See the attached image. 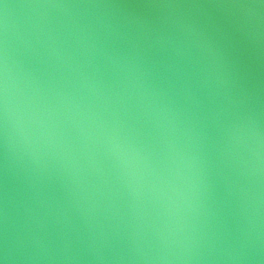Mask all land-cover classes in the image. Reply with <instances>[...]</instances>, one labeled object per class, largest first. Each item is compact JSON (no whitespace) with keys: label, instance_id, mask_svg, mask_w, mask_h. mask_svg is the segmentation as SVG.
Listing matches in <instances>:
<instances>
[{"label":"water","instance_id":"1","mask_svg":"<svg viewBox=\"0 0 264 264\" xmlns=\"http://www.w3.org/2000/svg\"><path fill=\"white\" fill-rule=\"evenodd\" d=\"M0 264H264V0H0Z\"/></svg>","mask_w":264,"mask_h":264}]
</instances>
